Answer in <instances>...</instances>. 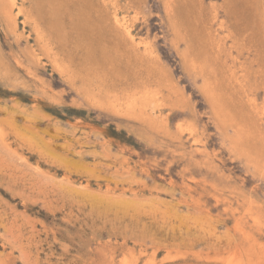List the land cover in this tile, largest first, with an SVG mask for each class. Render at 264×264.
Returning a JSON list of instances; mask_svg holds the SVG:
<instances>
[{
	"label": "rangeland",
	"instance_id": "1",
	"mask_svg": "<svg viewBox=\"0 0 264 264\" xmlns=\"http://www.w3.org/2000/svg\"><path fill=\"white\" fill-rule=\"evenodd\" d=\"M13 1L0 264H264V0Z\"/></svg>",
	"mask_w": 264,
	"mask_h": 264
},
{
	"label": "bare ground",
	"instance_id": "2",
	"mask_svg": "<svg viewBox=\"0 0 264 264\" xmlns=\"http://www.w3.org/2000/svg\"><path fill=\"white\" fill-rule=\"evenodd\" d=\"M1 1V0H0ZM11 1V4L10 5H13L14 4V1L13 0H9V2ZM102 1V0H101ZM107 1V0H106ZM105 1V2H106ZM183 1V0H182ZM181 1V2H182ZM202 0H199V2H201ZM225 1H227V0H225ZM109 2V1H108ZM169 2V1H168ZM185 2V1H184ZM1 3V2H0ZM7 3V2H6ZM38 3V2H37ZM102 3V2H101ZM113 3V2H112ZM227 3V2H226ZM20 4V3H19ZM106 4V3H105ZM104 5V4H103ZM113 5V4H112ZM228 5H229V7H230V0H228ZM246 5V4H245ZM102 6V5H101ZM184 6V5H183ZM190 6V7H189ZM192 6H194L193 4H191L190 5V3L188 4V5H186V8L185 9H187L188 11H189V14L187 13V14H185L182 18H181V25L184 27V28H188V29H190V30H192V25H194V24H192L193 22L192 21H194V22H196L195 21V18H193V20L191 19V22H190V13H191V11H193V9H192ZM16 7V6H15ZM20 7V6H19ZM22 7V6H21ZM108 7V6H107ZM169 7H170V5H169ZM14 9V8H13ZM52 9V8H51ZM191 9V10H190ZM10 10H12V8L10 9ZM15 10V9H14ZM19 13H20V11H18ZM21 12H22V9H21ZM24 12V11H23ZM242 12H243V10H242ZM10 13V12H9ZM18 13V14H19ZM30 13V12H29ZM185 13V12H184ZM4 14V13H3ZM6 14V13H5ZM7 15H9V14H7ZM80 16V15H79ZM240 16H241V14H240ZM9 17V16H8ZM25 17V16H24ZM4 18V17H3ZM15 18V17H14ZM5 19V18H4ZM116 19V18H115ZM114 21V20H113ZM28 24V23H27ZM120 27V26H119ZM38 28V27H37ZM32 29V28H31ZM33 29H34V27H33ZM124 29V28H123ZM129 29V28H128ZM127 30V29H126ZM35 31V30H34ZM78 31V30H77ZM207 31V30H206ZM28 32H29V30H28ZM37 34V33H36ZM35 34V35H36ZM40 35V34H39ZM131 35H133V34H131ZM132 37V36H131ZM40 38V37H39ZM38 38V39H39ZM130 39V38H129ZM129 41H131V40H129ZM38 44V43H37ZM145 44V43H144ZM143 49V48H142ZM2 52V51H1ZM6 58V57H5ZM91 58V57H90ZM2 62H4V61H2ZM1 62V63H2ZM11 67V66H10ZM215 82V81H214ZM214 82H213V84H214ZM85 85V84H84ZM215 85V84H214ZM87 87V86H86ZM209 88V87H208ZM104 97V96H103ZM129 101V100H128ZM130 102V101H129ZM119 108V107H118ZM218 108V107H217ZM222 111H223V109H222ZM262 111V110H261ZM232 118V117H231ZM27 120V119H26ZM181 130V129H180ZM253 137V136H252ZM28 138V137H27ZM40 145V144H39ZM251 157H252V155H251ZM74 189V188H73ZM72 189V190H73ZM77 190V189H76ZM77 192V191H76ZM75 192V193H76ZM80 192V191H79ZM85 192H87V191H85ZM74 193V194H75ZM89 196V195H88ZM102 198V197H101ZM114 200V199H113ZM117 200V199H116ZM129 200V199H128ZM121 201H122V199H121ZM109 202V201H108ZM118 203V202H117ZM116 204V203H115ZM122 205V204H121ZM112 206V205H111ZM134 207V206H133ZM113 212V211H112Z\"/></svg>",
	"mask_w": 264,
	"mask_h": 264
}]
</instances>
